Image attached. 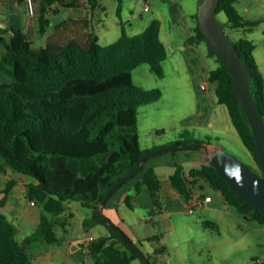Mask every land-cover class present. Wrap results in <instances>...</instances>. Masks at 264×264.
I'll list each match as a JSON object with an SVG mask.
<instances>
[{
  "label": "trees",
  "instance_id": "1",
  "mask_svg": "<svg viewBox=\"0 0 264 264\" xmlns=\"http://www.w3.org/2000/svg\"><path fill=\"white\" fill-rule=\"evenodd\" d=\"M238 1L219 0L216 14H225V31L251 30L258 23L241 16L236 6ZM53 4L81 8L87 15L61 22L39 48L32 46V41L20 28L12 27L8 32L0 27V70L12 77V81L0 82V172L8 177L0 191L3 193L0 198V264H33L29 251L34 245L59 242L57 227L67 231L71 226L72 212L68 211L67 203L72 200L92 212L85 221L86 230L96 224L108 230L90 244L88 253L95 264H133L134 260L143 264L95 210L107 189L151 151L140 145L137 108L159 100L161 93L157 88L143 89L136 85L132 72L138 65L147 63L156 75H163L162 62L167 57V49L160 36V22L153 19L137 33H129L122 26L114 41L101 44L92 27L97 9L105 10L100 0H41L37 27L40 34L51 24L49 13L54 11L51 10ZM195 19L187 43L204 42L207 55L215 57L217 64L204 68L205 76L214 85L217 102L226 106L241 142L258 167L249 166L260 172L252 129L234 94L232 76L203 36L197 14ZM232 41L245 63L250 91L264 117V76L253 55L254 44L247 38ZM176 142L212 141L208 136ZM179 149L181 147L170 150ZM142 169L143 164L117 189ZM18 181L25 185V198L39 204L43 210L35 230L20 240L16 238V225L2 210ZM169 181L188 203L196 197L201 185H208L220 192L239 215L264 225V210L246 203L212 164L202 163L185 170L177 162ZM144 187L155 204L150 210L152 216L162 209L161 180L153 167L134 182L133 192L125 193L123 201L133 208L136 194ZM105 220L115 224L106 215ZM159 238V233L146 237L150 241ZM163 248L157 247L154 253ZM146 257L149 264H155L150 254ZM256 261L251 264H258Z\"/></svg>",
  "mask_w": 264,
  "mask_h": 264
},
{
  "label": "rangeland",
  "instance_id": "2",
  "mask_svg": "<svg viewBox=\"0 0 264 264\" xmlns=\"http://www.w3.org/2000/svg\"><path fill=\"white\" fill-rule=\"evenodd\" d=\"M100 1L105 7V10L96 11V15L99 16L98 18L102 19L103 23L101 24V22H99L95 30L99 34V41L101 44L112 42L119 36L120 28L117 23L120 20L125 23L129 21L140 22L139 25L133 24V30H137L136 27L142 28L141 26H143L144 22H147V20L154 16L163 20V17L158 16L155 8L150 11H144L142 9L144 0H121V11L118 10L119 0ZM177 1L182 5L187 15L189 12V5L193 0ZM155 3L154 6H156V8L159 7L161 9L164 7L161 1H155ZM236 6L238 12L244 19L257 20L258 23L251 30L229 29L227 33L231 40L247 38L253 42V55L259 70L264 76V0H239ZM166 13L167 9L165 8V14ZM65 15L66 12L60 11L49 16H51V20L57 21ZM140 15L143 16L144 22ZM217 17L222 21L226 20V16L223 12L218 13ZM166 18H168L167 14ZM130 26L131 25H126L127 30L133 32L130 30ZM202 50H205L203 53L204 59L198 56L195 60H197L198 63L205 61L206 68L215 66L217 61L214 56L207 55V46L205 43ZM206 56H208V58H206ZM163 69L164 74L158 76L150 69L147 63H142L134 68L132 72L133 82L136 85L143 89L157 88L161 93V98L159 100L140 105L137 108L142 147L151 145L153 140L168 142L174 139L182 140L183 137L186 136H196V138H200L203 135L202 133H198L199 131L193 129V125L187 124L188 126H185L182 124V120H186L197 111L196 109L200 102L197 85L199 88L203 89L200 85V80L197 81V78H195L196 75L187 69H177L176 65L171 63L169 59L163 61ZM188 69H190V66H188ZM6 79L12 78L5 72L0 71V82L6 81ZM203 97L206 103H208L209 108L213 110L211 119L213 125L208 123L204 127V130L210 134L213 142L210 146L213 148L216 143H220L227 151L235 154L242 161L258 167L241 142L229 117L226 106L217 102L213 84H208L207 89L204 90ZM184 128H186V130ZM181 132H183V135ZM169 153L170 150H165L151 157L162 159L170 155ZM173 162V160L169 162L163 161L156 166V172L161 178L166 179L169 174L173 172L175 168V165L172 164ZM190 165L191 163L189 161H184L183 163L185 170L188 169ZM7 179L8 177L0 172V188L5 187ZM204 186V189L210 197L211 203L217 200V197H221L220 192L212 189L208 185ZM12 190L15 197L24 199L22 194L24 186L20 181L15 183ZM71 203L72 210L75 212L71 233L76 236L82 231L79 225L80 214L85 212L88 207L82 206L79 201L72 200ZM134 204L135 206L132 210L123 206L122 210L125 211V214L121 213L120 216L125 220L133 219L137 224L136 226H139L138 213L147 215L148 211L138 200L134 201ZM39 207L41 206L39 205ZM104 208L103 213L105 214V212H107L106 206ZM162 210H164V207H162ZM231 213V215H228L201 207L192 212H188L186 209L183 212L173 214L172 218L175 223V228H168L165 232L161 230L159 234L161 236L163 235V237L154 243L159 247H164L163 259L161 258L158 264H166L167 262L169 264H251L253 261L258 260V258H261L264 255V225L262 226L253 220L244 218L233 208ZM152 216L154 220L158 219L159 222V213L152 214ZM223 216H225L224 219L226 223H220L222 225L217 227L215 222L216 219L213 218H220ZM148 217H151V215ZM119 224V227L131 236V231L127 225L122 223ZM156 232H159L158 228ZM134 240L139 249L145 254L146 250L152 252V245L144 241L143 244L147 247V249H144L136 239Z\"/></svg>",
  "mask_w": 264,
  "mask_h": 264
},
{
  "label": "crops",
  "instance_id": "3",
  "mask_svg": "<svg viewBox=\"0 0 264 264\" xmlns=\"http://www.w3.org/2000/svg\"><path fill=\"white\" fill-rule=\"evenodd\" d=\"M147 1L150 4V8L148 10H145L142 7V9L144 11H150L155 8L157 10L158 16L163 17V20L158 18L157 16H154L153 18L147 20L146 22L145 20H143V16L140 15L143 22L144 21L145 22L143 26H141L142 28L136 27L137 30H133L134 29L133 24L139 25L140 22L129 21L125 23L120 20L117 23L120 28V33L122 26H124L125 29L127 30L126 25H131L130 30L133 31V32H129L127 30V32L129 33L140 32L150 23V21H152L153 19H158L160 22V36L167 49V57L165 58V60L169 59L171 63H174L176 65L177 69L183 68L193 72L196 75L195 78H197V81L200 80L199 82L201 83V81H203L206 78L204 72V68H206V65H205V61L204 62L201 61L200 63H198V61L195 59H197L198 56L204 59L203 53L205 50H202V48H204V42H198L197 40H195L193 43H187V38L191 33H193L196 24L195 14L197 13L198 4L200 3L201 0H193V2L189 5V12L188 13L186 12L187 15L183 10L182 5L177 0H147ZM155 1H161L162 6L164 7L161 9L159 7L156 8V6H154L156 4ZM40 6H41V0H35L34 11L32 14H30L27 11L26 3L24 0H0V27L6 28L8 32H10V29L12 27L20 28L25 33L26 37L32 41V46L35 48H39L46 44L47 37L55 32V27L59 25L61 22L73 21L75 19H82L87 15L86 10L81 8H65L53 4L51 6V10L54 9V11L50 12L49 15L52 16L53 14H56L60 11L66 12V15L57 21L51 20V24L47 27L46 32L44 34H40L37 29ZM165 8L167 9L166 14L168 18H166ZM98 10L100 9H97V11ZM118 10L121 11V5ZM98 17L99 16L96 15V17L92 20V27H93V32L97 35L99 40V34L96 32L95 27L99 22H101L102 24L103 21ZM206 58H208V56H206ZM162 66H163V62H162ZM188 66H190V69H188ZM6 81H12V79H6ZM197 87H198L197 90L199 91V100H200L196 109L197 111L194 113V115L189 116L186 120H182V124L185 126H188L187 124L193 125L192 126L193 129L199 131L198 133L203 134L202 137L200 138H205L208 136L211 137L210 134L204 130V127L208 123H211V125H213V122L211 121L213 110L209 108L208 103H206L205 98L203 97L204 90L199 88L198 85ZM184 129L186 130V128ZM138 132H139V141H140L139 125H138ZM181 134L183 135V132H181ZM188 138L189 139L196 138V136L195 137L186 136L183 137L182 140L174 139L168 142L166 141L158 142L156 140H153V142H151L152 143L151 145L143 146V147L141 146V147L143 149L152 150L156 146H165L167 144H171L176 141H184L185 139ZM202 143H207L208 149H212L210 145H212L213 142L211 143L202 142ZM169 154L170 155L162 159L149 157L146 161L143 162L142 172L139 173L136 177H134L131 181L123 184L119 189H117L105 204L107 210V212H105L106 216H108L118 226L120 225L119 223L126 224L129 230L131 231V236H129L126 232L125 233L134 242H135L134 239H136V241H138L141 247H144V249H147L146 245L143 244L144 241H146L148 244L153 246L152 252L146 250V254L151 255L152 260L155 264H158L159 260L163 257L162 255L164 254L163 252L164 250L159 251L158 253H154L155 249L159 246L154 244L155 241L147 240L146 237L157 234L156 232L157 228L159 231L158 233H160L161 230L165 232V230L168 228L170 229L175 228V223L173 221L172 215L175 213L183 212L186 209L188 212H191L189 210L190 203L184 200L180 191L169 181V176L168 178L165 179V178H161L160 175L158 174L161 180V202H162V207H164V210L161 209L162 211L160 210L158 212L159 222L158 219L154 220L152 218L153 216L148 217L149 215H151L150 210L155 207V204L149 190L145 187L135 196V201L138 200L141 203V205L148 211L147 215L138 213L139 226H136L137 224L133 219L125 220L120 216V214L121 213L125 214V211L122 210L123 206L128 207L123 201L124 194L133 191L134 182L139 180L142 177L143 173L150 167H153L156 171V166L159 165L160 162L163 161L169 162L173 160L174 161L172 163L173 165H175L177 162L183 165L184 161H189L191 163V165L188 167L189 169L192 166L205 163L208 159L206 155V150L204 148H188V149L181 148L176 151L170 150ZM20 182L24 186V190L22 192L24 199L15 197V195L13 194V190H12L13 187H12L10 193L7 196V202L5 206L2 208L3 212L7 215V217L16 225L17 228L16 238L18 240L22 239L25 235L35 230V228L40 222V217L42 212L41 207H39L38 204L25 198V185L23 181ZM3 188H0V191ZM199 188H200L199 192L197 193L196 196L203 195L208 198L207 205L203 206V208H209L218 213L222 212L228 215L232 214L231 213L232 207L229 206L224 201L221 194H220L221 197H217V200L212 201L211 203L210 197L208 196L207 191L204 189L205 186L201 185ZM2 196L3 193L0 192V198ZM67 205L69 208L68 211L72 212V217L70 218L71 226L68 227L67 231L62 230L61 227H57L56 231L58 237L60 238L59 242L57 241L40 242L34 245L32 249H30L29 251L33 260V264H95L92 256L83 249L82 246L83 237L87 233L93 235L95 238L101 234H106L108 230L105 226L101 224H96L89 230H86L85 221H87L92 215L91 210L88 208L85 212H82L80 214L79 225L82 231L81 233H78L76 236H74L73 233H71V229H72L75 212L72 210L73 208L71 201L68 202ZM105 206H103V212ZM133 208H129V209L132 210ZM224 217L225 216L220 218H213L216 219L215 222L217 227H220L222 225L220 223L223 224L226 223ZM259 228H263V227H259ZM162 237L163 235L162 236L160 235V238ZM256 262L258 264H264V255L261 258H258ZM133 264H141V263L139 260L138 261L134 260ZM166 264L169 263L167 262Z\"/></svg>",
  "mask_w": 264,
  "mask_h": 264
},
{
  "label": "water",
  "instance_id": "4",
  "mask_svg": "<svg viewBox=\"0 0 264 264\" xmlns=\"http://www.w3.org/2000/svg\"><path fill=\"white\" fill-rule=\"evenodd\" d=\"M219 0H201L197 8L198 26L219 57L225 68L233 79V91L238 101L242 105L252 134L255 148L260 163L261 171L253 170L249 164L242 161L235 154L227 151L223 145L216 143L215 147L208 149L207 143H178L161 146L157 149L145 153L141 161L135 165L127 174L119 178L103 195L95 212L97 216L105 221L115 233L140 257L143 264H149L146 254L136 245V243L118 225L105 220L103 206L107 199L126 180L131 178L149 157L159 154L165 150L174 148H204L206 150L207 161L212 164L217 173L222 176L231 188L250 206L264 210V117L254 95L250 91V76L246 70L245 63L237 52V48L231 40L224 23L217 17L216 8ZM244 217H247L244 215Z\"/></svg>",
  "mask_w": 264,
  "mask_h": 264
},
{
  "label": "built area",
  "instance_id": "5",
  "mask_svg": "<svg viewBox=\"0 0 264 264\" xmlns=\"http://www.w3.org/2000/svg\"><path fill=\"white\" fill-rule=\"evenodd\" d=\"M25 3H26V7H27V11L32 14L33 11H34V2L35 0H24ZM143 8L145 10H148L150 8V4L148 3V1H144V5H143ZM208 80L207 78H205L203 81H201L200 85L201 87L206 90L207 87H208ZM33 202V201H32ZM208 202V198L203 196V195H198L196 196L190 203V206H189V210L192 212L198 208H201L203 206H205ZM94 240V236L91 235V234H85L84 237H83V241H82V246H83V249L85 251L88 252L89 250V247H90V244L91 242Z\"/></svg>",
  "mask_w": 264,
  "mask_h": 264
}]
</instances>
